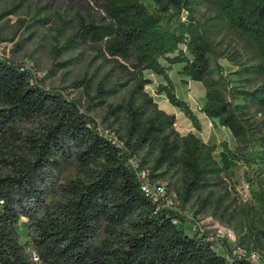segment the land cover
<instances>
[{
	"label": "trees",
	"instance_id": "1",
	"mask_svg": "<svg viewBox=\"0 0 264 264\" xmlns=\"http://www.w3.org/2000/svg\"><path fill=\"white\" fill-rule=\"evenodd\" d=\"M89 1L100 14L79 16L62 44L51 47L48 74L71 63L56 61L61 53L85 43L98 45L125 80L91 86L81 79L72 85L85 91L84 110L103 107L105 131L75 99H65L20 64L0 58V165L6 168L0 173V264H251L247 255L252 251L264 263V187L252 191L249 202H237L230 197L228 177L237 163H264V150L251 149L248 128L221 88L225 75L208 26L193 17L195 6L208 7L244 40L254 61L240 73L259 84L237 94L264 110V0ZM145 1L153 3L152 10ZM21 4L17 0L1 9L0 20ZM34 13L35 22L50 17L44 4L34 6ZM173 64H180L187 80L201 83L200 113L227 129L237 146L207 144L192 132L180 135L174 129V115L158 108L145 88L151 83L146 73L160 77L164 83L155 92L199 129L193 111L173 92L167 74ZM123 87L119 102L105 103ZM23 122L35 127L21 132ZM260 145L264 148V137ZM65 167L76 175L57 186L60 199L30 219L26 240L19 242L15 225L24 201L40 202V184ZM141 172L151 181L174 177L178 209L142 191ZM185 207L191 210V234L175 223L189 220ZM200 215L232 229L243 252L232 253L222 238L198 236Z\"/></svg>",
	"mask_w": 264,
	"mask_h": 264
},
{
	"label": "rangeland",
	"instance_id": "2",
	"mask_svg": "<svg viewBox=\"0 0 264 264\" xmlns=\"http://www.w3.org/2000/svg\"><path fill=\"white\" fill-rule=\"evenodd\" d=\"M17 0H2L0 10L8 4ZM44 4L50 17L47 22L39 23L34 19L39 16L34 13V6ZM144 4L149 10L153 9L151 1ZM86 12L97 17L100 12L92 1L89 0H22L21 7L17 12L9 14L0 20V58L20 64L36 80H42L45 88L59 89L65 99H75L79 110H84L88 104L87 96L82 87L72 85L74 81L86 79L91 86L98 81L104 80L106 85L113 82H123L125 76L112 66L111 62L101 56L98 45L85 43L77 45L60 54L56 61L71 60L65 67L56 68L48 74L51 67V47L60 46L64 38L76 27L79 16H85ZM185 17L182 12L181 19ZM193 17L196 21L206 23L208 33L218 58L217 65L225 79L222 90L228 101L235 107L242 123L248 128L251 139V149L257 153L264 148L260 145V139L264 137V110L252 106L237 92L250 90L258 85L257 78L248 79L240 73L245 65L254 61L251 51L247 48L244 40L229 32L216 18L215 13L203 5H197L193 9ZM180 64L169 66L168 77L173 85L175 95L183 100L195 114L199 129H195L192 123L183 113L172 107L162 94L156 93L158 83H164L160 77L153 74H145L151 79V83L145 88L156 101L157 107L167 113L174 115V129L183 135L187 132L194 133L207 144L218 145L224 141L232 148L237 146V141L230 135L227 129L219 126L215 120L205 118L199 111L203 103V87L201 83L187 80L179 73ZM238 73V74H237ZM92 93V91H89ZM125 95V87L121 88L115 95L105 98V103H117ZM94 118L97 129L103 132L104 123L101 122L103 107H94L89 111L84 110ZM35 127V124L23 122L19 124L21 132H27ZM107 133H104L106 135ZM16 151V149H15ZM218 148L214 152L217 155ZM6 172V168L0 165V173ZM76 175L72 167L62 168L60 171H51L50 176L40 184V202L32 199L24 201V212L20 214L15 230L19 242L26 240L27 227L31 218L41 214L43 209L54 201L60 199L57 186ZM229 181L233 187L230 197H235L237 202L245 203L250 200V193L258 186L264 187V163L257 159L256 163L245 165L237 163L228 173ZM143 180L152 187L155 198L161 199L167 207L177 208L178 199L173 190L174 177L165 175L151 181L143 172ZM183 214L189 219L184 223L175 222L178 227L183 228L186 234H191L194 224L191 219V210L184 208ZM196 227L210 239L222 238L230 245L232 253H242V248L236 242V236L232 229L220 224L210 216H198ZM216 250L219 251L217 247ZM262 259L258 256L251 264H260Z\"/></svg>",
	"mask_w": 264,
	"mask_h": 264
},
{
	"label": "built area",
	"instance_id": "3",
	"mask_svg": "<svg viewBox=\"0 0 264 264\" xmlns=\"http://www.w3.org/2000/svg\"><path fill=\"white\" fill-rule=\"evenodd\" d=\"M112 140L115 141L114 138H112ZM129 162H130V164H131L133 167L136 166V162H135V160H130ZM142 176H143V172H141V173L139 174V177H140V179H141V189H142V191H144L147 195H151V196H153L154 199H156L155 196L153 195L152 187H150V185H148V184L143 180ZM197 230H198V229H197ZM202 234H203V233H202L200 230H198V236H201ZM206 238H207V239H210V237H206ZM234 254H241V253H234ZM258 256H259V254H258L257 252L252 251V252H250V253L247 255V259H248L249 262L251 263V262H253L255 259H257ZM33 260H35V258H33ZM260 264H264V263L261 261Z\"/></svg>",
	"mask_w": 264,
	"mask_h": 264
}]
</instances>
